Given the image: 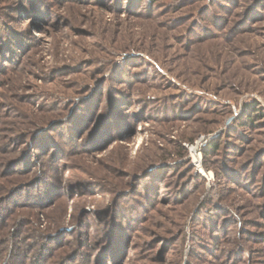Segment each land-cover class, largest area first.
I'll use <instances>...</instances> for the list:
<instances>
[{
	"label": "rangeland",
	"instance_id": "1",
	"mask_svg": "<svg viewBox=\"0 0 264 264\" xmlns=\"http://www.w3.org/2000/svg\"><path fill=\"white\" fill-rule=\"evenodd\" d=\"M0 264H264V0H0Z\"/></svg>",
	"mask_w": 264,
	"mask_h": 264
},
{
	"label": "trees",
	"instance_id": "2",
	"mask_svg": "<svg viewBox=\"0 0 264 264\" xmlns=\"http://www.w3.org/2000/svg\"><path fill=\"white\" fill-rule=\"evenodd\" d=\"M246 116H249V115H246ZM246 120H247V121H250V119H249L248 117L246 118ZM209 148H210V149L217 148V144H216L215 142H211V143H209V145L207 146V149H209ZM205 150H206V149H205ZM205 150H204V151H205Z\"/></svg>",
	"mask_w": 264,
	"mask_h": 264
}]
</instances>
